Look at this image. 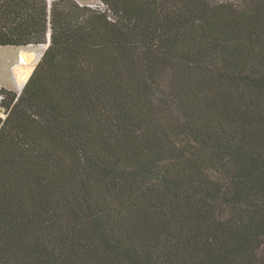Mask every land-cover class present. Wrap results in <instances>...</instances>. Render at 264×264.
Returning <instances> with one entry per match:
<instances>
[{
    "label": "trees",
    "instance_id": "obj_1",
    "mask_svg": "<svg viewBox=\"0 0 264 264\" xmlns=\"http://www.w3.org/2000/svg\"><path fill=\"white\" fill-rule=\"evenodd\" d=\"M0 0V264H264V0Z\"/></svg>",
    "mask_w": 264,
    "mask_h": 264
},
{
    "label": "rangeland",
    "instance_id": "obj_2",
    "mask_svg": "<svg viewBox=\"0 0 264 264\" xmlns=\"http://www.w3.org/2000/svg\"><path fill=\"white\" fill-rule=\"evenodd\" d=\"M77 1L86 4L98 0ZM48 46L49 41L27 47L0 46V88L5 87L21 92L23 85L32 71L35 70L34 68H36ZM25 55H28L30 59H25ZM0 115L6 116L2 109Z\"/></svg>",
    "mask_w": 264,
    "mask_h": 264
},
{
    "label": "built area",
    "instance_id": "obj_3",
    "mask_svg": "<svg viewBox=\"0 0 264 264\" xmlns=\"http://www.w3.org/2000/svg\"><path fill=\"white\" fill-rule=\"evenodd\" d=\"M80 4L85 5L84 3H81V2H80ZM86 5H88L89 7H92V8H100L104 11L107 10V8H108L106 3H104L103 1H100V0H98L97 2L86 3Z\"/></svg>",
    "mask_w": 264,
    "mask_h": 264
},
{
    "label": "bare ground",
    "instance_id": "obj_4",
    "mask_svg": "<svg viewBox=\"0 0 264 264\" xmlns=\"http://www.w3.org/2000/svg\"><path fill=\"white\" fill-rule=\"evenodd\" d=\"M25 59L29 60V59H30V57H29L28 55H25Z\"/></svg>",
    "mask_w": 264,
    "mask_h": 264
},
{
    "label": "water",
    "instance_id": "obj_5",
    "mask_svg": "<svg viewBox=\"0 0 264 264\" xmlns=\"http://www.w3.org/2000/svg\"><path fill=\"white\" fill-rule=\"evenodd\" d=\"M50 39H51V32H50V34H49V44H50Z\"/></svg>",
    "mask_w": 264,
    "mask_h": 264
}]
</instances>
